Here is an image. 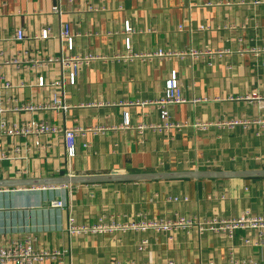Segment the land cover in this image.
<instances>
[{
	"label": "crops",
	"instance_id": "0c3cea01",
	"mask_svg": "<svg viewBox=\"0 0 264 264\" xmlns=\"http://www.w3.org/2000/svg\"><path fill=\"white\" fill-rule=\"evenodd\" d=\"M125 20L134 30L129 53ZM65 25L79 35L71 52L59 38ZM45 27L51 38L33 40ZM18 28L27 36L23 43L13 40ZM0 46L9 56L24 49L83 60L75 85L59 65L45 70L48 82L63 81L55 90L36 86L38 71L28 66L0 72L5 109L50 104L56 92L68 106L10 111V121L45 120L79 129L70 160L63 132L2 139L8 158L0 160V179L264 169V126L255 123L264 120V100L246 99L251 93L264 96V0H0ZM207 51L212 54L202 55ZM132 54L145 56L128 57ZM171 70L178 72L186 102L169 106L172 126L159 130L155 101ZM5 81L13 87L1 88ZM125 110L129 128L122 125ZM53 200L64 207H51ZM179 215L201 222L264 216V177L0 189V243L33 234L38 249L68 250L66 264H227L231 254L238 261L264 262V229L248 226L231 238L194 226L189 233L175 232L173 240L151 228L67 230L69 217L77 224L103 218L122 225ZM142 239L148 244L141 250Z\"/></svg>",
	"mask_w": 264,
	"mask_h": 264
},
{
	"label": "built area",
	"instance_id": "2783aa9c",
	"mask_svg": "<svg viewBox=\"0 0 264 264\" xmlns=\"http://www.w3.org/2000/svg\"><path fill=\"white\" fill-rule=\"evenodd\" d=\"M54 12H58L57 7L54 8ZM182 28V26H181ZM122 34L124 35V46L126 51L129 53L132 49V35L134 34L133 26L130 20H125L122 26ZM79 36L71 31L69 25L63 26L60 32V40L62 46H65L68 52H71L75 47V38ZM51 38L50 29L45 27L42 28L40 33L33 37V40H40L44 42ZM27 36L23 28L16 29L13 40L23 43L26 41ZM36 52V51H35ZM32 54L30 50H21L19 53L13 56L7 55L2 47L0 46V72L10 66H15L17 69L24 67H31L38 71L36 76V86L39 88L50 86L55 88L62 87V82H48L45 75V70L49 69L54 65H59L62 70H65L67 81L70 85H75L78 76V70L82 65V59L74 56H65L63 53L59 56L49 54ZM193 56L201 55L198 52H191ZM212 52H204L202 55H209ZM133 55V56H132ZM128 57H144L142 54H132ZM157 55H164L163 51H159ZM3 79V76L0 77ZM23 86V84H21ZM13 85L9 81H5L1 88L11 89ZM0 99H2L0 97ZM246 99L257 100L263 102L264 96H260L256 93H251L246 96ZM186 100L181 93L180 82L178 78V72L171 70L168 78L165 81L163 95L155 101V104L160 110L159 118L160 123L154 126L156 129H167L172 126L170 122L169 106L174 104L185 103ZM1 103V102H0ZM68 106L64 99L61 97L59 92L54 93L53 100L50 104L42 105H20L13 108L5 109L3 105H0V160L7 159V154L3 151V144L1 142L4 138L19 139L21 137L33 136L34 138L48 135L57 134L63 132L64 142L66 149L67 159L70 160L76 156L77 153V135L79 129L73 128H60L45 120H33L30 119L25 122L10 121L6 116L8 112H37L41 110H56L65 111ZM123 127L129 128L131 126V115L130 112L123 111ZM261 126H264V120H258L255 122ZM238 124L233 122L231 125ZM142 128V127H141ZM36 145L39 144V140L35 141ZM30 149V148H29ZM20 149L18 146L13 148L14 152H18ZM46 188V187H44ZM186 200V198H185ZM50 206L53 208H63L64 202L61 200H53L50 202ZM194 226H197L199 231L208 230L215 233L227 234L230 238L234 236L236 230L240 227H250L253 229H264V216L250 218L246 215L243 217L233 219H218L212 218L208 221L201 222L193 217H185L183 215L176 216L171 219L158 218L143 222L141 224L136 222H129L126 224L119 225L116 221L107 223L100 218L94 224H77L73 217H69L67 220V230L70 234H104L106 232H112L114 229H156L161 230L169 235V239L173 240V234L177 231L191 232ZM37 237L33 234H25L21 238H13L7 243H0V264H43L50 260L55 264H66V257L68 250L58 249H38L36 247ZM248 243V240H245ZM148 244V239H142L139 249H145ZM120 264V263H116ZM128 264V263H126ZM166 264H177L175 261H168ZM205 264H216L214 261H209ZM227 264H264V262H257L253 260H235L232 254L229 256V262Z\"/></svg>",
	"mask_w": 264,
	"mask_h": 264
},
{
	"label": "water",
	"instance_id": "95a60500",
	"mask_svg": "<svg viewBox=\"0 0 264 264\" xmlns=\"http://www.w3.org/2000/svg\"><path fill=\"white\" fill-rule=\"evenodd\" d=\"M264 177V169L255 170H187L170 172H109L99 174H80L50 176L42 178H11L0 179V189L11 188H44L81 184L125 183L156 180L179 179H226V178H259Z\"/></svg>",
	"mask_w": 264,
	"mask_h": 264
}]
</instances>
